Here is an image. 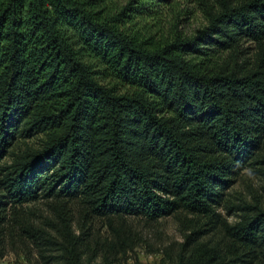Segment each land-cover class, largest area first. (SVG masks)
<instances>
[{"label":"trees","instance_id":"1","mask_svg":"<svg viewBox=\"0 0 264 264\" xmlns=\"http://www.w3.org/2000/svg\"><path fill=\"white\" fill-rule=\"evenodd\" d=\"M156 1L114 14L109 0H0V156L40 135L0 168V224L10 202L56 264L111 262L134 246L129 218L181 210L224 225L244 249L231 262L264 257V210L228 225L214 208L248 160L264 162V0H201L207 25L161 44L123 27ZM39 196L52 232L15 208ZM93 218L106 237L86 230ZM195 241L175 264H231Z\"/></svg>","mask_w":264,"mask_h":264},{"label":"rangeland","instance_id":"2","mask_svg":"<svg viewBox=\"0 0 264 264\" xmlns=\"http://www.w3.org/2000/svg\"><path fill=\"white\" fill-rule=\"evenodd\" d=\"M129 1L109 0V9L115 14ZM151 10L149 14L137 15L123 27L144 38L151 36L152 41L161 44L177 36L192 37L207 25L205 7L201 0H159L151 7ZM245 45L249 46L248 43ZM253 53L250 47L245 56L252 58ZM25 142L31 146H37L40 135L27 140L14 141L8 147V151L1 154L0 168L12 162L13 151L24 148ZM263 156L264 146L259 150L258 159H263ZM3 173L4 170L0 169V179ZM232 178L233 181L222 190L220 203L214 207L220 214V221L228 225L241 221L242 216L246 214H253L259 209L264 210V162L250 159ZM0 192H3L2 189ZM48 202L46 198L39 196L22 205L16 204L15 208L20 212V218L30 225L51 231L50 225L54 224L56 219ZM12 205L10 202L5 203L1 214L5 216V220L0 224V264H56L46 257L55 254V251L43 249L42 245L27 237V234L22 231L23 224L13 219ZM72 208V227L78 232L77 228L82 225L79 209L73 203ZM206 220L182 210L154 222H146L137 217L129 218L127 224L134 237L133 248L125 254L118 255L116 259H111V262H104L101 257L96 258L94 262L97 264H175L180 255L189 254L188 240L195 237V245L204 244L216 248L225 262L232 259L238 260L236 254L240 255L244 249L238 247L235 250L230 246L231 239L225 234L224 225H218L209 230L208 224L203 225ZM85 228L94 238H104L108 235L105 220L101 218H93L91 222H87ZM240 259L230 263L264 264V257L253 258L250 255H242Z\"/></svg>","mask_w":264,"mask_h":264}]
</instances>
